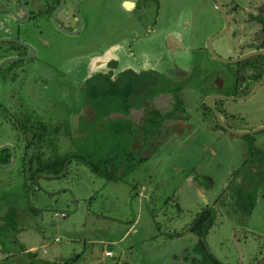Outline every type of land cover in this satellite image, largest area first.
<instances>
[{
    "label": "rangeland",
    "instance_id": "obj_1",
    "mask_svg": "<svg viewBox=\"0 0 264 264\" xmlns=\"http://www.w3.org/2000/svg\"><path fill=\"white\" fill-rule=\"evenodd\" d=\"M125 1L84 0L86 26L79 41L82 44L76 37L50 34L59 57H42L47 67L33 66L35 79H27L25 88H17L13 100L22 98L38 116L65 119L68 115V120L71 114L66 106L72 101L62 95L65 86H85L93 76L100 79L103 76L98 73L105 70L103 64L114 61L118 64L115 72L124 68L152 70L182 85L184 121H188L193 134H189L184 123L179 130L175 122H166L172 135L152 142L151 147L140 148L142 142L137 141L134 151L147 159L123 182L112 183H105L77 164L70 166L65 178L42 177L28 182L21 168V151L16 149L15 164L0 167V217L14 209L21 222L13 236L0 235V264L29 262L21 247L34 248L31 253L38 260L59 264H192L197 238L188 232V226L205 207L215 211L206 242L217 260L223 264H264V175L248 218L234 197L241 176L232 174L240 169L250 151V139L208 131L199 123L204 92L201 77H210L217 71L224 78L226 89L234 70L232 65L217 62L205 49L207 40L223 29L221 13L214 0H158L159 8L155 7V0H147L146 10L140 6L141 10L132 13L124 11ZM220 1L227 14L230 11L229 29L213 42V49L220 58H237L243 50L240 23H252L251 17L264 16V0ZM254 25L243 26L245 38L256 32ZM262 37L261 44L264 33ZM171 40L177 48H169ZM250 44L245 40L244 49H249ZM51 62L62 66L70 78L41 83L50 77L46 70L53 67ZM7 90L1 77L0 102ZM171 98L161 96L154 108L165 113L170 109ZM224 108L234 115L235 119L226 120V124L236 131L248 132L261 125L264 84L251 99L224 102ZM82 115L93 118L90 105L84 103ZM144 115L142 110H131L135 122L140 123ZM80 116L74 108V136ZM178 118L183 120L182 115ZM102 123L98 128L105 127L100 130L109 127L107 122ZM254 137L256 148L263 147L264 131ZM89 141L84 143V153L93 159L112 153L111 144L96 143L93 138ZM15 142L12 127L0 122V146H13ZM121 145H125L123 140ZM68 150L69 139H64L60 153ZM8 256L13 257L6 260ZM194 264L202 263L197 259Z\"/></svg>",
    "mask_w": 264,
    "mask_h": 264
},
{
    "label": "trees",
    "instance_id": "obj_2",
    "mask_svg": "<svg viewBox=\"0 0 264 264\" xmlns=\"http://www.w3.org/2000/svg\"><path fill=\"white\" fill-rule=\"evenodd\" d=\"M251 18L252 21L258 20L260 22L264 33V16L259 15ZM238 67L239 69L244 67L243 70L250 73L244 77V89L247 90L264 75V56L249 58L241 65L239 64ZM109 75H102L103 77H100V79L93 77L87 81L88 84L85 83L84 103L92 108L93 118H81L75 136L73 125L56 123L55 120H41L38 125H31L29 121H25L21 125L18 124L12 127L14 130L19 131V136L15 139L16 142L13 146L15 150L22 152L20 161L26 181L34 182L42 177L45 180L65 178L70 166L77 164L86 167L91 174L102 179L105 183L123 182L126 176L132 174L135 168L147 159L146 157H140L139 152L134 151L136 143L141 141L142 146L140 148H145L147 146L151 147L152 142H159L163 135L164 120H176L178 117L174 111H184L183 100L180 95L181 85H176L170 80H167V82L161 76L155 74L151 80H156V83L153 84L152 91H147V95L153 99L162 93L171 96L170 109L168 112L162 113L155 108H145V115L140 123L135 122L130 113L132 109H143L144 107L143 102L146 99L144 82L148 76L143 74L122 75L120 79H126V82L136 81L137 86H127L120 89L117 82H114ZM139 86H142L143 89L140 90ZM244 89L242 93L245 92ZM118 115L126 119H119ZM103 121L107 122L109 127L100 130L105 127L100 126V129L98 128V125H103ZM91 138L95 139L96 143L98 141L103 144H111L112 149L110 152L112 153H108L107 157L100 160H95L92 155L84 153V143L90 142ZM62 139H69L71 145V150L66 151L64 154L60 153ZM122 140L125 145H121ZM249 150L248 156L250 158L248 157L240 169L241 179L244 180L243 184L240 183V187H237L234 193L235 200L239 204L238 208L246 218L252 212L260 180V174L255 175L244 170L247 166L253 165L252 154L254 150L252 148ZM256 155L260 156L257 159L259 167H263L264 153L257 152ZM9 161L10 153L8 150H4L0 153V163L6 164ZM19 221L20 218H18L17 212L14 209H8L0 217V235L17 233V225L21 222ZM214 221L215 211L212 207H205L196 214L189 224L188 232L197 238L192 248V252L195 254L192 264L197 259H200L202 264H223L210 253L206 242ZM21 248L30 259L26 264H59L38 260L36 259L37 255L28 252L24 247ZM11 257L13 256H8L5 259L8 260Z\"/></svg>",
    "mask_w": 264,
    "mask_h": 264
},
{
    "label": "flooded vegetation",
    "instance_id": "obj_3",
    "mask_svg": "<svg viewBox=\"0 0 264 264\" xmlns=\"http://www.w3.org/2000/svg\"><path fill=\"white\" fill-rule=\"evenodd\" d=\"M155 2H156L155 7L159 8L158 0H155ZM144 3H147V0H135V2L127 0L125 1V4H124V11L127 13L136 12L137 10H141L140 6L142 7V10L143 9L146 10L147 7L145 8ZM10 11L14 12L17 16L15 17L14 14ZM228 14L230 15V11ZM248 24H253V26H255L254 24H256L257 30L255 33L250 34L252 36H248L247 34L245 38L246 33L244 31L243 26L248 25ZM260 25L261 24L258 20H254L252 23H240V34H239L240 35V49H243V50L239 57L243 56L244 54L257 51V50L264 51V43L263 44L260 43L262 42V39H263L262 37L263 33H261L262 27H261V30L259 28ZM85 26H86V21L84 17V0H0V40L4 39L3 42H0V62L6 58H11V57L18 58L17 61L8 63L0 69V78L2 77V81L5 84V87L8 88V90L6 91L3 97V100L0 102V122L8 124L11 127H13L14 125H18V124L21 125L25 121H29L31 125H34V124L38 125L40 124L39 121L41 120L43 121L55 120L56 123L61 122V123L71 125L74 108H76L78 112L80 111L81 116L78 118V122L81 118H84V115H82V110L84 108V84L83 86L82 84H80V86H77L76 83H70L71 86H65V89L63 88L64 90H63L62 95L65 98L69 97L72 101L71 104H67L66 106V109L68 110L67 113L71 114L68 120H67L68 115L66 116L65 119H61V118L52 119V118L47 117L46 115H44L43 117L38 116V114H36V112L33 109L26 106L22 98H19L18 102L13 100L14 98L13 92L17 88H21V89L25 88L24 85L27 79L28 80L35 79L33 75H35L34 73H37V72L33 69L34 68L33 66L47 67L46 60H43L42 57H46L47 59L49 58V56L51 57L58 56L56 55V52L54 50V45H56V41L52 37H50V34H53L57 37H63V36L76 37L77 39H79L78 43H80L79 41H82L83 39L82 34H84ZM236 26L239 27V25H236ZM28 36L31 37L30 40H28ZM6 39H10V40L5 41ZM245 40H248V42L249 41L251 42V44L249 45V49L247 50H245L243 47L245 45ZM171 41H172V44L169 48L170 49L177 48L178 47L177 43L174 42L173 40ZM173 43H175V45ZM237 58L232 57V58H229L228 60L237 59ZM244 61L245 60L240 61L239 63H235V64H227V65H232V67L234 66V70H232L231 81L226 83V86H227L226 89L224 88V85H223L224 78L221 77V75H219L217 71H214V73H212L210 77H207V76L201 77L200 81L202 83H200V85L202 86V90L204 89V92L202 93V97H201L202 105H201V108L199 109L198 114L200 118L199 123L201 124L203 123V126L205 127L206 130L208 131L219 130L222 132H226L229 137L238 136V135H234L228 132L225 128H223L219 124V122L216 119V116L208 108V106H206L205 102L207 98L214 97L213 104L215 106V109L218 111L223 124L227 128L236 130L231 125L226 124V120L235 119L234 115L227 112L225 108L222 109V104H224V102H232L236 100H229V99H224V98L226 97L227 98L247 97L248 95L251 94L255 85L262 78L261 77L251 88L245 90L244 89V77L245 75H248L250 73L244 71L243 70L244 67L240 69L238 67V65L239 64L241 65V63ZM52 65L53 67H51V70H48V69L46 70V72H48V75L50 76L49 79L42 81L41 83L48 82L50 81V79L54 81L56 79L65 81L70 78V75L67 74L66 71H64V69L61 68L62 66H60L59 64H53V63ZM103 65H104L105 70L104 71L102 70L98 74L106 75V76L110 74L109 77L113 79L114 82H117L118 88L120 89L125 88L127 86H133V87L137 86L136 81L130 80L129 82H126V79H120L122 75L131 76L133 74H143V75L148 76V78L144 82L145 83L144 92L146 91L145 92L146 99L143 102L144 107L143 109H136V110H142L143 112L145 108L146 109L154 108L155 102L156 101L159 102L157 99H159L161 96L171 98V96L165 93H162L156 96L154 99L151 96L147 95V91L149 90L152 91L153 84L156 83V80L155 81L151 80L153 75L155 74L159 75L161 76L162 79L166 81L170 80L174 84L180 85L178 84V82H175L172 78L164 77L161 74L157 73L156 71H152V70L135 71L132 69L124 68L122 70L115 72L118 67L117 62L112 61L107 64L104 63ZM107 70L108 72H106ZM70 72L73 73V71H70ZM16 83L18 84L17 86L13 85ZM260 87L258 88V90L260 89ZM139 89L142 90L143 89L142 86H139ZM243 89L245 90V92L242 93ZM222 91L226 93H223ZM257 91L254 93V95L257 93ZM78 96H80L79 99H78ZM215 96H220L222 98H217V97L215 98ZM252 97L248 98L247 100L251 99ZM247 100H242V101H247ZM236 102H241V101H236ZM62 105L65 106V104H62ZM85 105L87 106L88 104L85 103ZM155 109L159 110L158 108H155ZM174 112H176L175 114H177L176 115L177 117L182 115L183 120H180L179 118H177V120L175 121H173L172 119L164 120L163 128H162V133H163L162 137L168 134H171V130H168L169 127L166 123L168 121L175 122V127H177L179 130L184 128V124H185L189 134L192 135L193 132H191V128L190 127L188 128V123H187L188 121H184L185 111L180 113L179 111L176 110ZM186 115L188 116V113H186ZM120 116L121 115H118L119 118ZM130 116H131V113H130ZM240 119H243V118L240 116ZM263 126H264V123L262 121L261 125L252 127L248 132L256 130ZM12 130L15 132V139H17V137L19 136L18 135L19 131H16L13 128ZM241 130L242 129H240V132H246V131H241ZM175 133H177L176 130H175ZM258 133L259 132L251 134V135L249 134L243 135V136L240 135L239 137L249 138L250 139L249 141L251 142V148L254 150V153L252 154L253 165L247 166L244 170L249 171L250 173L255 174V175L260 174V179H261V177H263L264 175V166L259 167L257 159L260 156L256 155V153L257 152L264 153V144H263V147L256 148L257 139L254 137V135ZM15 153H16V150H15ZM248 153L246 154V157L243 163L248 159L249 157ZM20 154H22V152ZM243 163L240 165V169L242 168ZM240 169L238 171H234L232 175L239 176ZM243 181L241 179V184H243ZM259 188H260V180L258 182L257 192Z\"/></svg>",
    "mask_w": 264,
    "mask_h": 264
},
{
    "label": "water",
    "instance_id": "obj_4",
    "mask_svg": "<svg viewBox=\"0 0 264 264\" xmlns=\"http://www.w3.org/2000/svg\"><path fill=\"white\" fill-rule=\"evenodd\" d=\"M215 2V8L221 13L222 17H223V29L221 32H219L218 34L214 35V36H211L208 40H207V43H206V50L208 51V53L211 55V57L213 59H215L216 61L220 62V63H223V64H235V63H239L240 61H243V60H246L248 58H251V57H254V56H259V55H262L264 56V51L263 50H257V51H253V52H250V53H247V54H244L243 56L237 58V59H231V60H228V59H223V58H220L218 57L215 52H214V49H213V42L219 38H221L228 30L229 28V18H228V15H227V12L226 10L224 9L222 3L220 0H214ZM12 12V11H10ZM14 14V16L16 17L17 15L12 12ZM10 39H6L5 41H9ZM3 40H0V42H3ZM18 58H14V57H11V58H6L4 60H2L0 62V69L8 64V63H11V62H14V61H17ZM264 83V75L262 76V78L260 79V81L255 85L253 91L251 92L250 95H248L247 97H242V98H224V99H229V100H236V101H242V100H247L248 98L252 97L254 95V93L258 90V88ZM222 98L220 96H215V98ZM213 101H214V97H209L207 98L206 100V106H208V108L213 112V114L216 116V119L217 121L219 122V124L225 128L228 132L234 134V135H238V136H243V135H251V134H254V133H257V132H260V131H263L264 130V126L263 127H260L256 130H253V131H250V132H240V131H236V130H232L230 128H227L221 118H220V115L218 113V111L215 109V106L213 104ZM4 150H8L9 153H10V161L6 164H3V163H0V167L1 168H9V167H12L14 164H15V161H16V153H15V149L14 147L11 145V144H5V145H2L0 146V153L3 152Z\"/></svg>",
    "mask_w": 264,
    "mask_h": 264
},
{
    "label": "crops",
    "instance_id": "obj_5",
    "mask_svg": "<svg viewBox=\"0 0 264 264\" xmlns=\"http://www.w3.org/2000/svg\"><path fill=\"white\" fill-rule=\"evenodd\" d=\"M28 252H33L34 248L32 249H26Z\"/></svg>",
    "mask_w": 264,
    "mask_h": 264
},
{
    "label": "built area",
    "instance_id": "obj_6",
    "mask_svg": "<svg viewBox=\"0 0 264 264\" xmlns=\"http://www.w3.org/2000/svg\"><path fill=\"white\" fill-rule=\"evenodd\" d=\"M107 255H110V253L106 252Z\"/></svg>",
    "mask_w": 264,
    "mask_h": 264
}]
</instances>
